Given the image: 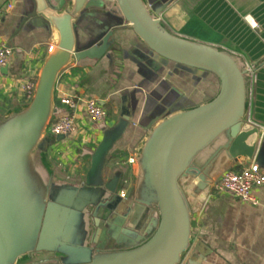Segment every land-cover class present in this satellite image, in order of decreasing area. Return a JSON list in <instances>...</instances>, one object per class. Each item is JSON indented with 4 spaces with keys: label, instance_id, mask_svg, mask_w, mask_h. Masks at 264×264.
Segmentation results:
<instances>
[{
    "label": "water",
    "instance_id": "obj_1",
    "mask_svg": "<svg viewBox=\"0 0 264 264\" xmlns=\"http://www.w3.org/2000/svg\"><path fill=\"white\" fill-rule=\"evenodd\" d=\"M176 1L31 0L16 35L50 50L32 98L0 111V264H189L194 220L215 184L263 167L264 128L250 120L253 67L169 29L162 15ZM115 47L142 81L121 95L115 122L99 127L84 176L63 177L50 157L66 141L49 131L58 82L79 64L112 59ZM158 80L169 100L146 96L147 132L124 199L125 173L107 178L106 165L135 125L139 94Z\"/></svg>",
    "mask_w": 264,
    "mask_h": 264
},
{
    "label": "crops",
    "instance_id": "obj_2",
    "mask_svg": "<svg viewBox=\"0 0 264 264\" xmlns=\"http://www.w3.org/2000/svg\"><path fill=\"white\" fill-rule=\"evenodd\" d=\"M32 7L31 0H0L3 13L0 39L14 49L8 73L0 68L2 112L27 102L22 85L37 78L49 52V41L16 35L24 15ZM162 19L174 33L237 53L253 67L250 120L264 128V0H177L163 13ZM112 55V59L82 63L63 73L57 85L56 117L63 110L59 91H64L76 93L82 99H96L101 105L104 103L106 109L112 110L107 125L115 122L121 95L132 91L142 78L130 62ZM113 62L121 66L119 71L113 67ZM154 92L158 93L155 100L160 103L169 100V87L159 80L147 85L143 94H139L135 125L110 155L105 169L107 178L119 171L127 176L130 160L147 132L144 114L150 105L146 96ZM152 105L158 107L157 103ZM83 109L81 105L77 132L50 151L52 163L63 177H83L90 166V151L102 139L99 127L103 123L92 122ZM262 149L264 153V142ZM123 155L129 162H123ZM262 163L264 170V158ZM258 197L261 205L253 207L231 194L212 191L203 211L194 220L196 239L187 258L189 264H264V187L258 191Z\"/></svg>",
    "mask_w": 264,
    "mask_h": 264
},
{
    "label": "built area",
    "instance_id": "obj_3",
    "mask_svg": "<svg viewBox=\"0 0 264 264\" xmlns=\"http://www.w3.org/2000/svg\"><path fill=\"white\" fill-rule=\"evenodd\" d=\"M9 9L12 6L9 5ZM0 12V22L2 19ZM257 27V26H255ZM50 50V48H49ZM14 55V49L3 39H0V68L8 67ZM36 79H30L22 85L24 97L28 102L34 93ZM59 100L63 110L59 111L57 117L50 127V133L55 136H65L66 139L77 132L78 111L81 105L84 107L85 115L94 123L109 122L110 116L107 109L93 98L82 99L76 93L59 91ZM132 185L131 177L125 178L120 190V196L128 197ZM264 187V170L256 163L245 166L242 171L228 173L220 182L215 184L213 191L219 194L228 193L244 204L253 207L261 205L258 191Z\"/></svg>",
    "mask_w": 264,
    "mask_h": 264
},
{
    "label": "rangeland",
    "instance_id": "obj_4",
    "mask_svg": "<svg viewBox=\"0 0 264 264\" xmlns=\"http://www.w3.org/2000/svg\"><path fill=\"white\" fill-rule=\"evenodd\" d=\"M114 54H118V56H117L118 58L115 56L117 59H122L119 47L114 48ZM115 63L116 62H113V67H115L119 71L121 69V66H118V64H115ZM130 162H131V160H130ZM126 174H127V178L131 177V163H130L129 171Z\"/></svg>",
    "mask_w": 264,
    "mask_h": 264
},
{
    "label": "trees",
    "instance_id": "obj_5",
    "mask_svg": "<svg viewBox=\"0 0 264 264\" xmlns=\"http://www.w3.org/2000/svg\"><path fill=\"white\" fill-rule=\"evenodd\" d=\"M59 106H60V104H59ZM107 111H108V113H109V116H111L112 117V110L110 109V108H108L107 109ZM122 159H123V162H129V160H128V157L127 156H122ZM244 167H240V168H238V169H236L235 171H242V169H243Z\"/></svg>",
    "mask_w": 264,
    "mask_h": 264
}]
</instances>
